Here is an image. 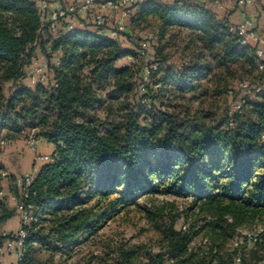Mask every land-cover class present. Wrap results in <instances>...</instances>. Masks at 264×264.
Here are the masks:
<instances>
[{
  "label": "trees",
  "instance_id": "16d2710c",
  "mask_svg": "<svg viewBox=\"0 0 264 264\" xmlns=\"http://www.w3.org/2000/svg\"><path fill=\"white\" fill-rule=\"evenodd\" d=\"M232 14L219 16L200 0L138 3L129 29L154 18L159 42L178 29L195 45L193 58L177 68L156 52L157 68L141 91L143 67L122 63L143 59L139 51L88 25L67 31L63 22L51 33L35 0H0V129L11 139L36 129L54 146L29 187L34 220L22 264H70L110 220L157 192L191 198L209 222L183 231L172 216L170 225L158 226L165 245L150 255L151 264H238L237 254L239 264L263 260L255 251L248 258L238 248L225 255L220 245H191L207 227L215 239L227 240L248 218L264 214V91L252 106L254 120L240 121L237 113L228 125L207 124L171 111L174 100L202 81L227 82L238 65L257 68L254 51L229 31ZM37 47L60 53L50 61L56 87L26 81ZM8 193L0 198V245L11 237L3 225L17 212ZM262 242L264 233L256 245ZM35 245L48 252L44 261L35 259ZM111 253L116 264H132L137 256L124 245Z\"/></svg>",
  "mask_w": 264,
  "mask_h": 264
},
{
  "label": "rangeland",
  "instance_id": "374dc122",
  "mask_svg": "<svg viewBox=\"0 0 264 264\" xmlns=\"http://www.w3.org/2000/svg\"><path fill=\"white\" fill-rule=\"evenodd\" d=\"M206 5L212 8L208 0ZM234 9V6L230 5L229 10L231 11L217 12L216 14L226 16L228 13H233ZM232 17L235 18V15ZM85 23L87 24L86 21ZM107 23L109 27L112 26L111 23ZM88 26L93 28L90 22ZM158 32V21L150 18L148 21L138 24L134 29H130V35L122 34L121 38H123L124 44L139 51L141 42L148 36H152L150 59L155 60V53L158 52L160 58H166L168 63L176 68L193 58L195 45L189 40L187 31L171 29L161 42L158 39ZM59 54L58 51L51 52L49 49L44 52L41 47H37L35 59L47 57L51 62H55ZM142 60L140 58H126L122 63L134 65L135 68L142 66L144 72L147 62ZM236 68L233 76L227 75V82L221 83L218 78L202 81L200 89L185 95L181 99L174 100L172 105L176 108L171 109V111L175 110L181 117L194 119L198 123L210 124L226 121L228 125L231 121L229 116H233L230 115V109L238 102L245 100L243 108L238 113V118L243 122L256 119L252 106L261 100V95L257 93L246 95L240 84L241 82H249L253 86H264V75L256 67L238 65ZM9 89L10 84H7L6 94L9 93ZM156 102L159 105V101ZM33 154L27 148L24 136L17 135L11 139L8 137L7 129H0V166L3 167V170L9 171L12 164L15 165L14 168L19 170L22 162H32ZM191 202V198L165 195L158 192L141 197L138 200V205L130 206L115 216L90 243L82 246L79 255L72 259L70 264H84L93 256L97 259H94L91 264H103L101 263L103 257L107 258L104 264H116L114 260L110 259L113 258L111 252L123 245L124 248L133 249L137 253L132 264H151L150 255L158 254L165 245L162 231L158 229V226L170 225L172 216L178 218L175 224L177 230H181L183 225H186L187 229L195 225V229L198 230L209 222V217L205 212H202L199 207H191ZM261 230L264 233V214L255 218H248L237 227L234 236L227 240L224 238L215 239V235L207 227L195 238L191 248L202 247L205 250L220 245L221 251L225 255L238 248L237 251L248 258L251 256V251H255L257 260L264 259V243L262 242V245L259 246L246 239L249 238V235L257 234ZM235 242H239L236 248ZM35 248V259L44 261L48 257V252L39 245H35ZM165 264L171 263L166 261Z\"/></svg>",
  "mask_w": 264,
  "mask_h": 264
},
{
  "label": "built area",
  "instance_id": "2783aa9c",
  "mask_svg": "<svg viewBox=\"0 0 264 264\" xmlns=\"http://www.w3.org/2000/svg\"><path fill=\"white\" fill-rule=\"evenodd\" d=\"M206 4L207 0H200ZM211 3L210 8L214 13L229 12L230 5L234 6L233 15L231 16V23L229 31L236 36L242 46L249 47L254 51L257 59V69L264 72V0H208ZM138 0H106L101 3L100 0H67L61 7H52L49 2L42 1L38 5V11L44 16L46 27L51 33H56L60 30L63 22L65 30L74 31L77 28H84L90 22L93 28L100 30L105 36L114 40H120L122 34L127 32V29L132 24V19L137 12ZM118 7L127 17L126 23H116L109 27L106 19V9L110 7ZM87 22V24L85 23ZM152 36L145 38L139 48V54L147 62L146 68L142 73L139 89L145 90V85L149 81V73L151 69H156L157 65L150 59L151 40ZM53 70L51 62L47 57L41 59H34L30 68L27 71L26 81L30 86L42 84L45 86L56 87V82L52 79ZM241 89L246 95L253 93H260L264 91V86H253L249 82H241ZM245 104L242 100L235 104L230 109V115H235L241 111ZM26 146L35 154L38 162H46L50 158L39 154V145L41 139L37 136V130L32 129L26 135ZM37 171H29L23 175L11 176L7 170H0V198L7 195V191L3 188L2 181L8 180L10 187L16 188L21 197L15 192L8 193V199L12 203L20 218V228L11 234L0 245V256L11 255L14 258L13 264H22L25 257L26 246L25 241L28 236V226L34 220L32 211L33 206L26 202L29 196V187L35 180ZM182 230H187V226L183 225ZM263 230L257 234L249 235L246 238L250 243L255 244L259 240V235ZM207 241V240H205ZM206 243V242H205ZM239 242H235V248L238 247ZM236 262L241 263V255L235 256ZM264 264V259L259 262Z\"/></svg>",
  "mask_w": 264,
  "mask_h": 264
},
{
  "label": "crops",
  "instance_id": "0c3cea01",
  "mask_svg": "<svg viewBox=\"0 0 264 264\" xmlns=\"http://www.w3.org/2000/svg\"><path fill=\"white\" fill-rule=\"evenodd\" d=\"M37 2V5H39L42 1H47L50 3L52 7H61L63 6L67 0H35ZM106 0H100L101 3H104ZM145 1V0H138V3ZM106 19L110 25H115L116 23H126L127 22V17L123 14L122 10L116 6L110 7L106 9ZM129 28L127 29V32H129ZM125 41V40H124ZM120 42L124 46H129L127 44H124L123 38L120 39ZM125 61V59L123 60ZM122 61V62H123ZM42 144V147H41ZM54 151V146L46 141H43L39 145V152L40 154L42 153L43 155L47 156L50 158V155ZM33 154V153H32ZM42 165V162H38L35 158V155L33 154L32 157V162H22L21 167L19 170H17L14 164L10 165L9 172L11 176H18V175H23L29 171H38L40 166ZM3 188L7 191L10 192V184L8 180H3L2 181ZM11 207H14L12 203H10ZM20 228V218L19 214L16 212V214L9 219L2 227L1 231H3L6 234L16 232ZM14 258L11 255H6V256H0V264H13Z\"/></svg>",
  "mask_w": 264,
  "mask_h": 264
}]
</instances>
